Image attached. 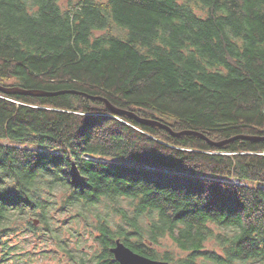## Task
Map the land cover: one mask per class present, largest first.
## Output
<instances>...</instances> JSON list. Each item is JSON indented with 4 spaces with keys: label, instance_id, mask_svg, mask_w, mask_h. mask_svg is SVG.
<instances>
[{
    "label": "trees",
    "instance_id": "obj_1",
    "mask_svg": "<svg viewBox=\"0 0 264 264\" xmlns=\"http://www.w3.org/2000/svg\"><path fill=\"white\" fill-rule=\"evenodd\" d=\"M0 86L71 91L0 90V264L85 233L264 264V0H0Z\"/></svg>",
    "mask_w": 264,
    "mask_h": 264
},
{
    "label": "flooded vegetation",
    "instance_id": "obj_2",
    "mask_svg": "<svg viewBox=\"0 0 264 264\" xmlns=\"http://www.w3.org/2000/svg\"><path fill=\"white\" fill-rule=\"evenodd\" d=\"M117 241V240H116ZM107 244L108 245V251H104L102 246H105L101 243H95V249L98 248V251L88 254V257L85 258V260L81 259H72L70 257H66L64 260V264H121L120 261L116 258V255L112 252V250L117 246V243ZM125 244V243H124ZM126 245V244H125ZM128 248H130L134 253L139 254L141 256H144L150 260L157 261V262H163L167 264H182V256L181 257H175L173 259L169 256V251L167 252H161V246L160 243L154 244V243H146L145 246L134 249L128 245H126ZM102 247V248H101ZM46 261V259H35L32 264H41L42 262ZM19 264H29L27 261H20ZM197 264H200L198 261Z\"/></svg>",
    "mask_w": 264,
    "mask_h": 264
},
{
    "label": "water",
    "instance_id": "obj_3",
    "mask_svg": "<svg viewBox=\"0 0 264 264\" xmlns=\"http://www.w3.org/2000/svg\"><path fill=\"white\" fill-rule=\"evenodd\" d=\"M0 90L6 94L35 95V96H48V95H57V94H61V93H71V91H65V92H60V93H47V92H42V91L24 90V89H21L18 87L3 88L1 86H0ZM79 94H83V93H79ZM89 97L92 99H102V98H96V97H91V96H89ZM105 101L107 103V106L116 115H128L132 118H135L137 121H139L142 124L149 125V126L162 127L165 129H170L168 126L163 125L157 121L139 118L134 113H131L129 111L119 110V109L115 108L114 106H112L109 101H107V100H105ZM184 133L187 134V133H191V132L185 131V132H182L181 134H184ZM194 134H198V133H194ZM238 138H247V137H236V138H233L232 140L238 139ZM247 139H250V138H247ZM253 139H256V138H253ZM229 141H223L220 143H216V145L217 146H223V145L227 144ZM35 224L38 225L39 222L36 220ZM116 243H117V246L112 250V252L116 255V258L120 261L121 264H167V263H163V262L153 261V260H150L144 256H141L139 254L134 253L120 239H118L116 241Z\"/></svg>",
    "mask_w": 264,
    "mask_h": 264
},
{
    "label": "rangeland",
    "instance_id": "obj_4",
    "mask_svg": "<svg viewBox=\"0 0 264 264\" xmlns=\"http://www.w3.org/2000/svg\"><path fill=\"white\" fill-rule=\"evenodd\" d=\"M61 5H68V0H61ZM129 205L127 204V202L125 201L123 203V207L129 209L130 207H128ZM112 214V213H111ZM112 223H122L121 219L119 216H115L113 219H111ZM84 235H86V239L84 243H81L80 246H82V251L79 252L75 247H77L76 243H71L70 244V250L74 253V254H84L85 256L88 257V254L93 253L98 251V248L96 247L95 249V243L94 239L91 238L90 234L85 233ZM25 239V238H24ZM160 242V246H161V252H168L173 256V257H181L184 259L187 256V252L182 251L180 248H178V246L173 242V240L169 237H163L159 240ZM158 243V244H159ZM51 246L49 248H47V251H50L51 249H54L55 247L53 246V244H50ZM33 244H30L28 249L33 250ZM211 247V245H210ZM40 249L36 250V252L38 254L42 253L44 251L43 248V244L39 247ZM63 256V254H62ZM41 259V258H39ZM46 259V261L42 262L41 264H64L61 262H64V260L66 259L65 257H61V255L54 257V256H49L48 258H44ZM200 263H204L206 262L207 264H214V262L209 261V260H199Z\"/></svg>",
    "mask_w": 264,
    "mask_h": 264
}]
</instances>
